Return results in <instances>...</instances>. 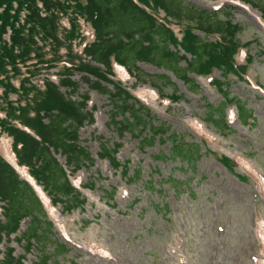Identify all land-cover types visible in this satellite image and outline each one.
Here are the masks:
<instances>
[{
    "label": "rangeland",
    "instance_id": "374dc122",
    "mask_svg": "<svg viewBox=\"0 0 264 264\" xmlns=\"http://www.w3.org/2000/svg\"><path fill=\"white\" fill-rule=\"evenodd\" d=\"M249 1L253 7L240 0H182L207 11L225 8L237 27L234 38L243 52L236 60L246 66L239 70L241 76H227V85L221 87L225 95L192 74L187 77L197 88L188 90L187 83L163 66L135 64L143 74L160 77L157 87L147 80L136 83L133 71L129 75L113 67L112 80L151 109L152 124L167 129L164 142L157 135L150 146L141 147L139 137L147 129L139 136H118L109 122L107 98L83 84L84 74L71 76L77 82L72 99L86 96L92 110V122L78 130V145L92 164L74 172L62 158L57 161L73 185L82 187L85 202L65 211L61 202L52 203L51 195L37 188L53 222L51 240L65 248L49 239L40 246L33 243L26 252L10 236L0 242V260L9 248L21 264H264V191L259 187L264 186V0ZM225 12L218 14L219 21H226ZM61 21L67 24L66 18ZM81 27L85 40H91L89 26ZM173 29L179 32V27ZM212 77L222 80L218 72ZM223 115L226 125L218 126ZM120 118L116 115V121ZM170 132L177 136L163 139ZM104 142L119 146L115 167L98 158ZM172 145L179 146L176 152ZM223 157L230 159V166L221 162ZM100 248L103 256L93 251Z\"/></svg>",
    "mask_w": 264,
    "mask_h": 264
},
{
    "label": "trees",
    "instance_id": "16d2710c",
    "mask_svg": "<svg viewBox=\"0 0 264 264\" xmlns=\"http://www.w3.org/2000/svg\"><path fill=\"white\" fill-rule=\"evenodd\" d=\"M240 1L253 5L249 0ZM17 3L0 0V144L7 142L13 157L11 166L0 155V201L5 203L0 242L17 234L19 222L29 217L25 230L14 237L27 252L33 243L40 246L49 239L50 244L59 245L51 240L52 224L43 205L21 175L50 194L52 203L61 202L65 211L85 202L55 158L60 156L74 172L92 164L86 149L78 145V130L92 122V110L87 109L86 96L82 95L79 101L72 99L77 87V82L71 80L73 74H84L80 76L83 84L107 98L111 104L109 122L118 136L123 132L139 136L147 129L148 133L139 137L143 147L150 146L157 135V140L164 142L161 137L167 129L152 124L151 109L120 82L112 80L114 64L129 75L133 71L136 83L147 80L153 87L158 86L159 76L143 74L135 66L146 63L169 69L174 77L187 83L188 90L197 85L187 75L210 79L209 83L215 84L223 95L227 91L221 87L227 85V76H241L246 64L242 65V59L236 60L240 51L234 38L237 27L231 24V15L225 8L207 11L182 0H17ZM223 10L226 21L221 22L218 14ZM157 11L164 16H154ZM260 13L264 19V13L261 10ZM61 18H66L67 24ZM81 24L89 26L91 40H85ZM173 25L179 27V32ZM213 36L215 40L210 41ZM180 62L184 63L182 67L178 65ZM213 71L222 80L213 78ZM52 76L57 84L50 80ZM35 78H40L37 83ZM59 87L68 93H61ZM170 97L178 98L173 94ZM125 112L128 115L123 117ZM116 115L121 117L117 121ZM220 120L217 125L225 126L224 115ZM169 134L163 139L177 136ZM106 143L101 145L98 158L115 167L119 146L109 147ZM178 147L172 145V150ZM221 162L226 167L231 164L225 157ZM38 215L42 216L38 217L40 220ZM20 261L11 249L4 248L0 264H21Z\"/></svg>",
    "mask_w": 264,
    "mask_h": 264
},
{
    "label": "bare ground",
    "instance_id": "6f19581e",
    "mask_svg": "<svg viewBox=\"0 0 264 264\" xmlns=\"http://www.w3.org/2000/svg\"><path fill=\"white\" fill-rule=\"evenodd\" d=\"M260 186V185H259Z\"/></svg>",
    "mask_w": 264,
    "mask_h": 264
}]
</instances>
